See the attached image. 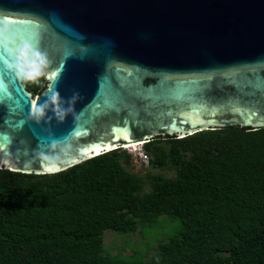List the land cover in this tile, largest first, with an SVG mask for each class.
I'll return each instance as SVG.
<instances>
[{
    "label": "water",
    "instance_id": "water-1",
    "mask_svg": "<svg viewBox=\"0 0 264 264\" xmlns=\"http://www.w3.org/2000/svg\"><path fill=\"white\" fill-rule=\"evenodd\" d=\"M25 43L45 59L36 95L8 66ZM227 126L264 127V0H0L1 168Z\"/></svg>",
    "mask_w": 264,
    "mask_h": 264
},
{
    "label": "trees",
    "instance_id": "trees-1",
    "mask_svg": "<svg viewBox=\"0 0 264 264\" xmlns=\"http://www.w3.org/2000/svg\"><path fill=\"white\" fill-rule=\"evenodd\" d=\"M23 84L36 95L46 81ZM142 149V170L125 148L51 174L0 167V264H264V127L157 136ZM164 217L173 234L144 235ZM106 234L144 243L113 253Z\"/></svg>",
    "mask_w": 264,
    "mask_h": 264
},
{
    "label": "rangeland",
    "instance_id": "rangeland-1",
    "mask_svg": "<svg viewBox=\"0 0 264 264\" xmlns=\"http://www.w3.org/2000/svg\"><path fill=\"white\" fill-rule=\"evenodd\" d=\"M125 148L130 154H132L134 157H138V152L141 150L142 145L137 146L135 148L132 147H126ZM136 169L142 170L143 166H140L138 164L134 165ZM167 219L166 221H160L159 224L155 228L145 229L144 235L147 236L151 240H155L157 238H165L167 235L173 234L176 229H178L179 224L175 221H171L169 218L164 217ZM126 241L129 244V241L132 244H137V246L141 247L144 243L142 240L141 235L139 234H132L131 236L125 235V236H118L115 234H106L104 237V246L110 247L113 246L112 252H116L121 249L122 246L126 245ZM142 241V242H141ZM130 243V245H131ZM131 246H127L125 253H131ZM138 247V248H139Z\"/></svg>",
    "mask_w": 264,
    "mask_h": 264
},
{
    "label": "clouds",
    "instance_id": "clouds-1",
    "mask_svg": "<svg viewBox=\"0 0 264 264\" xmlns=\"http://www.w3.org/2000/svg\"><path fill=\"white\" fill-rule=\"evenodd\" d=\"M13 56L14 60L8 66L14 69L20 78L32 80L42 74V66L45 64L44 56L30 44L25 43L22 48L13 53Z\"/></svg>",
    "mask_w": 264,
    "mask_h": 264
},
{
    "label": "built area",
    "instance_id": "built-area-1",
    "mask_svg": "<svg viewBox=\"0 0 264 264\" xmlns=\"http://www.w3.org/2000/svg\"><path fill=\"white\" fill-rule=\"evenodd\" d=\"M142 145V144H140ZM138 157H133L134 159V162L135 164H138V165H144V166H147L149 164V157L147 154L144 153L143 149L141 148V150L138 152Z\"/></svg>",
    "mask_w": 264,
    "mask_h": 264
},
{
    "label": "bare ground",
    "instance_id": "bare-ground-1",
    "mask_svg": "<svg viewBox=\"0 0 264 264\" xmlns=\"http://www.w3.org/2000/svg\"><path fill=\"white\" fill-rule=\"evenodd\" d=\"M141 143H135V144H130V145H126V147H132L135 148L137 146H140Z\"/></svg>",
    "mask_w": 264,
    "mask_h": 264
},
{
    "label": "snow or ice",
    "instance_id": "snow-or-ice-1",
    "mask_svg": "<svg viewBox=\"0 0 264 264\" xmlns=\"http://www.w3.org/2000/svg\"><path fill=\"white\" fill-rule=\"evenodd\" d=\"M55 75H56L55 73H52V76H55ZM30 106H33L31 101H30Z\"/></svg>",
    "mask_w": 264,
    "mask_h": 264
}]
</instances>
